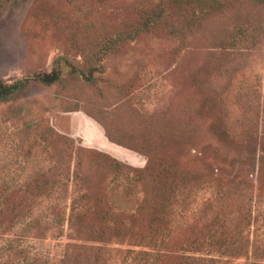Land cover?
<instances>
[{
	"label": "rangeland",
	"instance_id": "374dc122",
	"mask_svg": "<svg viewBox=\"0 0 264 264\" xmlns=\"http://www.w3.org/2000/svg\"><path fill=\"white\" fill-rule=\"evenodd\" d=\"M203 7L0 0L5 82L67 62L0 100V264H264V0Z\"/></svg>",
	"mask_w": 264,
	"mask_h": 264
},
{
	"label": "trees",
	"instance_id": "16d2710c",
	"mask_svg": "<svg viewBox=\"0 0 264 264\" xmlns=\"http://www.w3.org/2000/svg\"><path fill=\"white\" fill-rule=\"evenodd\" d=\"M195 1V3L201 8H204L203 6H208L212 3H216L218 0H192ZM164 15L163 8L160 5L158 9H153L149 11V13L144 17V20L142 22V27L144 29H147L151 24H154L159 19H161ZM140 31L139 29L136 30V33ZM67 62L63 61L62 58H57L54 62V66L52 67L51 71L49 72H42V73H35L31 76H27L24 78L16 79L10 83L5 82L0 77V100H8L16 92L24 88L30 80H36L44 84H51L55 81H57L60 77L61 71L66 65ZM39 260V255L30 256L26 259L28 263L25 264H32L34 261Z\"/></svg>",
	"mask_w": 264,
	"mask_h": 264
}]
</instances>
